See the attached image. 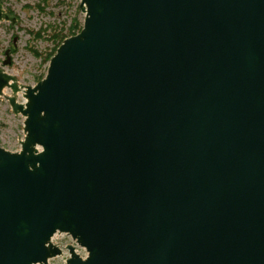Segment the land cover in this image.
<instances>
[{
  "label": "water",
  "instance_id": "95a60500",
  "mask_svg": "<svg viewBox=\"0 0 264 264\" xmlns=\"http://www.w3.org/2000/svg\"><path fill=\"white\" fill-rule=\"evenodd\" d=\"M80 9L26 103L0 66V264H264V0Z\"/></svg>",
  "mask_w": 264,
  "mask_h": 264
},
{
  "label": "rangeland",
  "instance_id": "374dc122",
  "mask_svg": "<svg viewBox=\"0 0 264 264\" xmlns=\"http://www.w3.org/2000/svg\"><path fill=\"white\" fill-rule=\"evenodd\" d=\"M80 4L81 0H0V7L10 17V20H0V66L14 77L20 87L15 94L23 103H26L25 88L46 76L49 57L62 38L83 26L85 13ZM8 59L9 63L5 64ZM12 93L13 90L6 87L0 96V145L21 150L26 118L13 111L8 100ZM53 240L63 251L62 255L49 260L53 264L66 263L71 242L82 256L87 255L86 249L67 233H57Z\"/></svg>",
  "mask_w": 264,
  "mask_h": 264
},
{
  "label": "trees",
  "instance_id": "16d2710c",
  "mask_svg": "<svg viewBox=\"0 0 264 264\" xmlns=\"http://www.w3.org/2000/svg\"><path fill=\"white\" fill-rule=\"evenodd\" d=\"M81 29H82V26H80L79 29H78V31H77L76 33H73L71 36H73V35L79 33V32L81 31ZM64 39H66V38H62V40H61V42L59 43L58 46H60V44L64 41ZM58 46H57V47H58ZM57 47H56L55 50L52 52V54L50 55L49 59H51V57L55 54V52H56V50H57Z\"/></svg>",
  "mask_w": 264,
  "mask_h": 264
},
{
  "label": "bare ground",
  "instance_id": "6f19581e",
  "mask_svg": "<svg viewBox=\"0 0 264 264\" xmlns=\"http://www.w3.org/2000/svg\"><path fill=\"white\" fill-rule=\"evenodd\" d=\"M3 10V9H2ZM4 11V10H3Z\"/></svg>",
  "mask_w": 264,
  "mask_h": 264
}]
</instances>
